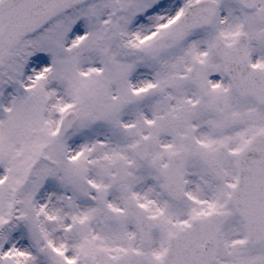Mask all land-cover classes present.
Returning a JSON list of instances; mask_svg holds the SVG:
<instances>
[{"label":"snow or ice","instance_id":"6c2138e0","mask_svg":"<svg viewBox=\"0 0 264 264\" xmlns=\"http://www.w3.org/2000/svg\"><path fill=\"white\" fill-rule=\"evenodd\" d=\"M0 264H264V0H0Z\"/></svg>","mask_w":264,"mask_h":264}]
</instances>
